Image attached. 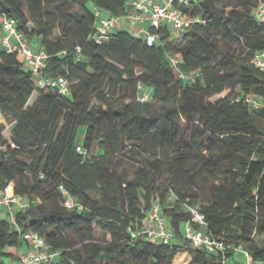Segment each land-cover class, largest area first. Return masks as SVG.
Here are the masks:
<instances>
[{"label":"trees","instance_id":"obj_1","mask_svg":"<svg viewBox=\"0 0 264 264\" xmlns=\"http://www.w3.org/2000/svg\"><path fill=\"white\" fill-rule=\"evenodd\" d=\"M130 1L0 0V27L14 18L45 50L43 74L69 88L36 86L20 55L0 47V192L11 185L28 200L0 216V264L16 259L29 230L58 252L51 264H173L182 252L186 264H245L243 252L264 264L254 238L264 239V72L251 62L264 51V20L253 13L264 0H190L201 21L175 38L151 28L159 43L125 29L91 38L94 7L120 16ZM168 54H179L175 68ZM189 72L193 80L178 76ZM138 84L149 101L137 99ZM59 185L76 206H64ZM154 200L170 243L140 231ZM184 206L204 214L223 253L183 236Z\"/></svg>","mask_w":264,"mask_h":264},{"label":"built area","instance_id":"obj_2","mask_svg":"<svg viewBox=\"0 0 264 264\" xmlns=\"http://www.w3.org/2000/svg\"><path fill=\"white\" fill-rule=\"evenodd\" d=\"M191 5L190 0H131L126 12L120 16H101L97 11L95 29L91 38L96 42H101L108 35L118 29L122 20H126L130 26L129 32L135 37H141L148 44L159 43V34L151 32V28H167L172 38L190 27L201 19L196 14L188 11ZM256 20H264V3L259 2L253 10ZM0 47L8 52H17L20 55L23 66L29 69L33 75L36 86L56 89L60 94L69 93L68 82L62 75H44L43 68L46 64L47 54L39 45H34L17 29L16 20L12 17L5 18L0 27ZM170 66L176 67L179 61V54H168ZM252 64L260 71L264 72V51L253 55ZM197 72L179 73L180 78L193 80ZM137 99L141 102L149 101L151 90L141 84L137 86ZM246 101L253 107L262 105L257 98L248 96ZM4 146L0 143V151ZM78 151L81 147L77 146ZM8 188V187H7ZM7 188L0 192V209L10 218L16 210L27 207L26 197L16 195L13 190L9 193ZM58 190L63 197L66 208H73L77 204L67 190L58 186ZM80 208V206H77ZM189 219L181 225L183 236L195 245L203 247L209 253H223L228 247L222 240L213 237L204 231L206 225L204 214L197 206H186ZM167 217L162 214L158 200H154L141 227V233L153 242L170 243L174 234L169 228ZM24 249H19L16 259L5 264H51L58 252L50 248L45 239L35 231L23 233ZM245 264H250L251 258L248 253L243 252Z\"/></svg>","mask_w":264,"mask_h":264},{"label":"rangeland","instance_id":"obj_3","mask_svg":"<svg viewBox=\"0 0 264 264\" xmlns=\"http://www.w3.org/2000/svg\"><path fill=\"white\" fill-rule=\"evenodd\" d=\"M94 10H95V12L97 11L100 15H101V12L97 9V8H95L94 7ZM59 32L56 30V31H54V34L55 35H57ZM30 41V40H29ZM32 41V43L34 44V45H36V46H38V43L37 42H35V41H33V40H31ZM216 56H219V54L218 53H216ZM239 89V87H237L236 88V90H238ZM5 135L7 134V130H5L4 132H3ZM117 160V159H116ZM122 166L124 165V166H127V169L130 171V172H132L133 171V166L131 165V164H128V163H125L124 161H122V160H119L118 161ZM184 210H186V207L184 206ZM3 212H4V210H2V209H0V216H2L3 215ZM5 213V212H4ZM168 223V222H167ZM256 240H258V241H260V242H264V239L263 238H261V237H257V236H255L254 237ZM185 258H186V255L184 254V255H178V256H175L174 258H173V260H172V263L173 264H186V263H184V261H185Z\"/></svg>","mask_w":264,"mask_h":264},{"label":"crops","instance_id":"obj_4","mask_svg":"<svg viewBox=\"0 0 264 264\" xmlns=\"http://www.w3.org/2000/svg\"><path fill=\"white\" fill-rule=\"evenodd\" d=\"M118 29H125V30H130V26H129V24H128V22L126 21V20H122L121 22H120V24L118 25ZM8 187H10L11 188V190H13V188H12V186L11 185H9ZM6 214L3 212V215L2 216H5ZM7 216V215H6ZM25 248V245L23 244L21 247H20V249H24ZM186 255V258H185V261H184V263H187L189 260H190V255L188 254V253H185V252H182V253H179V254H177L176 256H180V255Z\"/></svg>","mask_w":264,"mask_h":264}]
</instances>
